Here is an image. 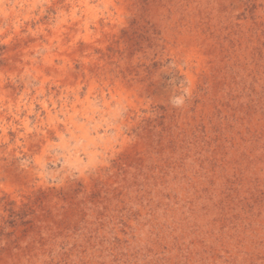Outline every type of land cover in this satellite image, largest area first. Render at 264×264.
Masks as SVG:
<instances>
[{"label":"rangeland","instance_id":"obj_1","mask_svg":"<svg viewBox=\"0 0 264 264\" xmlns=\"http://www.w3.org/2000/svg\"><path fill=\"white\" fill-rule=\"evenodd\" d=\"M0 264H264V0H0Z\"/></svg>","mask_w":264,"mask_h":264}]
</instances>
